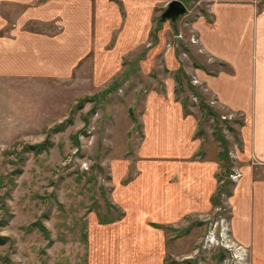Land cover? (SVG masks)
Listing matches in <instances>:
<instances>
[{
    "label": "rangeland",
    "instance_id": "obj_1",
    "mask_svg": "<svg viewBox=\"0 0 264 264\" xmlns=\"http://www.w3.org/2000/svg\"><path fill=\"white\" fill-rule=\"evenodd\" d=\"M179 1L172 24L166 7L91 0L73 75L0 76V264H264L232 232L244 115L214 103L189 42L216 1Z\"/></svg>",
    "mask_w": 264,
    "mask_h": 264
},
{
    "label": "crops",
    "instance_id": "obj_2",
    "mask_svg": "<svg viewBox=\"0 0 264 264\" xmlns=\"http://www.w3.org/2000/svg\"><path fill=\"white\" fill-rule=\"evenodd\" d=\"M107 1L120 14L125 10L126 0L122 8L120 0ZM159 1L152 0L150 6L148 0L132 4L147 16L146 8H165L171 0ZM215 1L212 18L202 10L192 24L203 49L197 53H205L200 60L195 58L196 76L217 105L244 115L234 139L241 145L239 161L246 171L229 196L232 232L245 235L241 244L264 251V2ZM92 4L91 0H0V76L43 79L62 73L66 76L59 78L65 79L73 75L78 61L89 52L82 45L92 32ZM80 16L86 18L85 24H79ZM49 23L65 27L46 32L43 26ZM71 39L75 44H69ZM65 56L68 60L63 62ZM251 156L261 162L257 175L249 168Z\"/></svg>",
    "mask_w": 264,
    "mask_h": 264
},
{
    "label": "water",
    "instance_id": "obj_3",
    "mask_svg": "<svg viewBox=\"0 0 264 264\" xmlns=\"http://www.w3.org/2000/svg\"><path fill=\"white\" fill-rule=\"evenodd\" d=\"M187 9L179 0L170 1L165 10L162 12L160 19L161 20H171L172 24H175V21L182 15L186 13Z\"/></svg>",
    "mask_w": 264,
    "mask_h": 264
},
{
    "label": "trees",
    "instance_id": "obj_4",
    "mask_svg": "<svg viewBox=\"0 0 264 264\" xmlns=\"http://www.w3.org/2000/svg\"><path fill=\"white\" fill-rule=\"evenodd\" d=\"M202 109H204L203 106H202ZM43 146L45 147L46 145L30 146V148H31V151H32L34 154H37V153H39L40 151H42L43 149H46V148H42ZM33 225H34V227H36V229H37L40 233H42L44 236H46V230H45L44 227L40 226L38 223H35V224H33ZM222 257H223V256H222Z\"/></svg>",
    "mask_w": 264,
    "mask_h": 264
},
{
    "label": "built area",
    "instance_id": "obj_5",
    "mask_svg": "<svg viewBox=\"0 0 264 264\" xmlns=\"http://www.w3.org/2000/svg\"><path fill=\"white\" fill-rule=\"evenodd\" d=\"M210 13H212V14H211L209 17L212 18L213 12H210ZM189 42H190V44L193 45V46H197V45H199L198 37H197L196 35H191V36H190V39H189ZM212 103H213V102H212ZM214 103H215V101H214ZM237 177H239V174H235V175L233 176V179H236Z\"/></svg>",
    "mask_w": 264,
    "mask_h": 264
}]
</instances>
